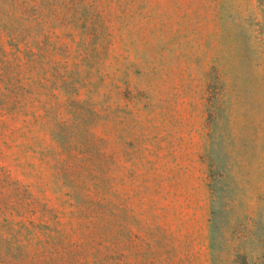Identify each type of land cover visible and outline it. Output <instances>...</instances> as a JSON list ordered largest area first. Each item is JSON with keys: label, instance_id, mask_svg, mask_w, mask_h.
Segmentation results:
<instances>
[{"label": "rangeland", "instance_id": "obj_1", "mask_svg": "<svg viewBox=\"0 0 264 264\" xmlns=\"http://www.w3.org/2000/svg\"><path fill=\"white\" fill-rule=\"evenodd\" d=\"M0 264H264V0H0Z\"/></svg>", "mask_w": 264, "mask_h": 264}]
</instances>
